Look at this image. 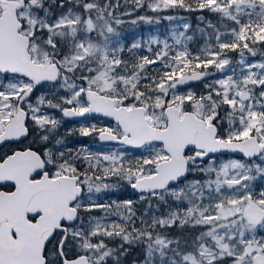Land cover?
<instances>
[{
	"label": "snow or ice",
	"instance_id": "6c2138e0",
	"mask_svg": "<svg viewBox=\"0 0 264 264\" xmlns=\"http://www.w3.org/2000/svg\"><path fill=\"white\" fill-rule=\"evenodd\" d=\"M66 3L56 15V0H0V145H15L0 154V186L8 188L0 190V264H120L124 244L143 248V264H264V190L254 187L264 180V60L245 57L264 46V0H131L120 15L119 0ZM146 3L153 12L207 10L218 19L198 29L205 42L197 52L185 23L171 42H133L130 62L119 26ZM216 73L204 94L180 93ZM46 85L51 96L33 101ZM48 109L111 118L114 126L89 124L80 134L148 155L126 165L119 149L61 151L62 118ZM120 182L149 200L141 216L131 199L100 202ZM161 205L168 211L149 215ZM176 224L201 230L169 238L163 230ZM105 238L123 243L111 248Z\"/></svg>",
	"mask_w": 264,
	"mask_h": 264
},
{
	"label": "trees",
	"instance_id": "16d2710c",
	"mask_svg": "<svg viewBox=\"0 0 264 264\" xmlns=\"http://www.w3.org/2000/svg\"><path fill=\"white\" fill-rule=\"evenodd\" d=\"M119 7L116 8L115 10V14L116 15H120L121 13L127 12V11H131V0H128V3L126 4L125 1L119 0ZM61 0H56V5L53 6V13L58 15L64 11L67 10L68 7H71L70 4L66 3L65 0V8L61 9L58 7V5L60 4ZM117 0H111V3L113 5H117ZM151 2V0H150ZM193 6L195 7V4H193ZM174 14L177 15H185L188 17L189 20V25L190 28L188 29L189 33H191L194 36L195 41L198 40V38L200 37H205V34H201L200 31H198V29H203L206 27V22L207 21H212L213 23L217 22V16L215 14L209 13L207 10L201 12V11H192L189 12L187 10H165V11H160V12H153L151 11L148 6L147 3L144 5L143 8L138 9L135 11V13L131 16H125L123 17V19L126 21L124 24L119 26V32L123 33L124 36L128 37V42H127V46L129 47V42L131 41L130 36H134L135 34L138 33V36L140 37H144L147 33L148 30H151L152 28L156 27L158 29H160V31L166 36L167 35V29L165 27H167V21H166V16H173ZM151 17L153 18V20L155 22L153 23H147L145 21H141L138 18L139 17ZM200 16H203L205 18L204 21L199 22L198 18ZM137 21L136 23H132L131 21ZM144 41V39H143ZM264 46H258L259 51L264 52L263 50ZM142 52V49L138 50L136 52V55H138L139 53ZM230 57L234 58V53H230L229 54ZM160 70H152L150 69V75H154L156 72H158ZM141 195L142 194H133V193H129V194H124L123 196H130L133 197L134 200L136 198H139V200L135 201V204L137 205V210L140 213H144V210L148 208L149 205V200L148 199H141ZM122 196V195H121ZM118 197L120 198V194H118ZM151 204L154 206V199H151ZM164 207V206H161ZM165 208V207H164ZM161 209L159 210L160 213L165 212V210ZM153 213V212H152ZM96 216H100L102 215L101 212H95ZM111 219V217L109 218V220ZM114 222V221H113ZM136 226L140 227V223H138L136 221ZM201 229H196L193 230L187 226H185L184 228L179 227V224L173 225L170 228H167L163 231H165L169 238H175V237H186L189 235H196L198 231H200ZM105 242L108 244L109 247L111 248H117L119 247V245L121 243H123L119 238H115V239H110V238H105ZM124 248L127 250L125 255H122L120 258V264H142L143 263V248L140 246H136V245H128V244H124ZM109 264H112L111 261H109Z\"/></svg>",
	"mask_w": 264,
	"mask_h": 264
},
{
	"label": "rangeland",
	"instance_id": "374dc122",
	"mask_svg": "<svg viewBox=\"0 0 264 264\" xmlns=\"http://www.w3.org/2000/svg\"><path fill=\"white\" fill-rule=\"evenodd\" d=\"M122 1H125V0H122ZM166 17H168V16H166ZM173 17H177V18L176 19H173V20L166 19V21H167V27H165L167 29V35L166 36L160 31V29L154 27L151 30H148L147 33H146V35L143 38L141 36L139 37L138 36V33L135 34L132 37L130 36L131 41L129 42V47L131 46V44L133 42H135L137 40H143L144 39V41H147L148 38L149 37H152V36H159L161 39H163L164 37H168L169 38V42H171V35H172V33L173 32H177L178 33L180 31H184L183 25L185 23H188V24L190 23L189 20H188V17L185 16V15H182L181 14L179 16L177 14H174ZM198 21L199 22H202L199 18H198ZM187 34L193 36L191 33H189V31H187ZM121 38H122L121 39V43L125 46V51L123 53V58L126 59V60H129L130 62H134V61L131 60V56H130V54L127 51V48H129L127 46L128 37L124 36V34L121 33ZM204 42H205V37H200V38H198L197 41H195L194 36H193V40L190 41V42H188L189 43L190 50H192L193 52L199 51L204 46ZM263 50H264V47H263ZM143 55H150V53L146 49H142V52L139 53L138 56H143ZM234 56H235L234 58L230 57L234 62L235 61H238L240 59V56H239L238 53H234ZM245 57L247 58L248 62H259L261 60H264V52L258 50L256 56H250L247 53H245ZM150 69H152V70H160V66L159 65H155V66H152V68H150ZM149 74H150V70H149ZM220 75H221L220 73H216L215 75L209 76L203 82L197 83V84L192 85V86H182V87H180L179 91H180V93H186L189 90H191V91L195 92L196 95L204 94L205 91H206L205 85L211 84L213 82V80L220 78ZM41 93H45V94L51 96V86L44 87V89L38 94V96ZM49 112H50V114L55 115L57 118H62L60 114L56 115L57 113H55L54 111H49ZM64 120H65V118H62V124H61V126L64 124ZM83 126H86V125H82L81 127H83ZM85 147L90 152L96 153V154H99V153H105V154H107V153H109L111 151H114V150H117V149L122 150L126 154V159H125V164L126 165L128 163H131V164L135 165V163H136L137 160L143 159L145 156L148 155V153L144 149H142V148L137 149V150H131V149L127 148L125 145L114 146V147H112L110 149L102 148L99 151H93L92 149H90L89 147H87L85 145H78L76 147V149L75 150H72V151L75 152V151H77V150H79L81 148H85ZM228 158H230V155L220 157V159H228ZM236 158H238V157H236ZM254 187H255V189H256L257 192H259L261 190H264V180H259L258 179L255 182ZM129 191H133V189H131L126 183L120 182L119 183V190L118 191H109V192H106V193H101L100 196L102 197V199L100 200V202L101 203H104V202H109L110 203L112 201L123 202L124 200H127V199H131L134 202L136 200L138 201L139 198H136L134 200L133 197L123 196L124 193H127ZM118 194H120V198L118 197ZM157 203L158 202L154 199V206L157 205ZM161 206H160V210L164 208V207H161ZM134 208H135V211L137 213V216H140L138 214L137 210H136V208H137V205L136 204L134 205ZM164 210H165V212L168 211V209L166 207L164 208ZM161 214L162 213H160V211H158V212L150 213L149 215L159 216ZM143 218L145 220H147L148 219V216H144ZM114 222H118V221L115 219ZM137 222L139 223V220H137ZM260 234L261 235H264V233H260Z\"/></svg>",
	"mask_w": 264,
	"mask_h": 264
},
{
	"label": "flooded vegetation",
	"instance_id": "af4514ba",
	"mask_svg": "<svg viewBox=\"0 0 264 264\" xmlns=\"http://www.w3.org/2000/svg\"><path fill=\"white\" fill-rule=\"evenodd\" d=\"M43 89L44 88H38L34 92L33 101L35 100V98L38 96V94ZM60 95H65V93L60 92ZM48 111H54L55 113H57L56 115H58V114L61 115V113L58 109H48ZM89 124H96L98 127L114 126L115 121L104 118V117H97L95 119H91V118H72V119L65 118L64 124L59 127V129L57 131V135H56V138L62 139L63 144L65 145L64 147H61L60 150L67 152L69 150H71V151L75 150L78 145H85V146L89 147L90 149H92L93 151H99L102 148L110 149L114 146L123 145V144H105V143H102L101 141H99L96 138L95 135L87 136V137L82 136L80 134L79 129L81 128L82 125L88 126ZM25 143H27V141H25ZM12 147H15V145H9V144L0 145V154L8 153L10 148H12ZM127 148H129V147H127ZM129 149H131V148H129ZM78 167H80L81 171L86 170L83 161L78 163ZM0 190H8V188L0 186ZM129 193L141 194V193L136 192L134 190L129 191V192L124 193V194H129ZM136 210H137V208H136ZM137 212L140 216L142 215V213H140L138 210H137ZM150 213H152V212H150ZM85 215H87V214H85ZM92 215L96 216L95 212H93ZM115 219L117 220V217L113 215V216H111L110 221H115Z\"/></svg>",
	"mask_w": 264,
	"mask_h": 264
},
{
	"label": "water",
	"instance_id": "95a60500",
	"mask_svg": "<svg viewBox=\"0 0 264 264\" xmlns=\"http://www.w3.org/2000/svg\"><path fill=\"white\" fill-rule=\"evenodd\" d=\"M207 78H208V77H207ZM207 78H205V79H203V80H200V81L190 82V84H189V85H186V86H192V85H195V84H197V83L203 82V81H205ZM104 118H106V117H104ZM69 119H72V118H69ZM107 119L112 120L111 118H107ZM102 143H105V144H119V143H117V142H102ZM127 147H129V148H131V149H134V150H136V149H140V148H136L135 146H127ZM228 155H232V154H228ZM238 157H239V156H238ZM134 191H135V190H134ZM136 192H138V191H136Z\"/></svg>",
	"mask_w": 264,
	"mask_h": 264
}]
</instances>
